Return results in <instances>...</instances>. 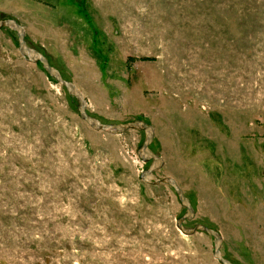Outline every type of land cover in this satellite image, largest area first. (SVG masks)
<instances>
[{
  "label": "rangeland",
  "instance_id": "374dc122",
  "mask_svg": "<svg viewBox=\"0 0 264 264\" xmlns=\"http://www.w3.org/2000/svg\"><path fill=\"white\" fill-rule=\"evenodd\" d=\"M105 123L144 120L237 264H264V0H0ZM144 131L94 130L0 30V264H221L141 175Z\"/></svg>",
  "mask_w": 264,
  "mask_h": 264
},
{
  "label": "water",
  "instance_id": "95a60500",
  "mask_svg": "<svg viewBox=\"0 0 264 264\" xmlns=\"http://www.w3.org/2000/svg\"><path fill=\"white\" fill-rule=\"evenodd\" d=\"M3 28H9L17 34L20 52L29 62L41 63L46 74L54 78L58 84L65 87L69 95L75 97L78 100V110L80 117L85 120L94 130L103 131L112 135L121 134L130 129L145 132L146 139L144 144L139 148L138 155L143 161H151V165L142 173L141 178L145 182L152 185L165 183L173 187L177 192L181 204L186 208V213L184 216L177 220L178 229L186 236H192L198 231L207 233L214 239L213 256L215 259H217L221 264H237L223 255L221 250L223 237L220 232L201 223L196 224L192 228H186L184 226V222L186 220H192L195 217V210L191 204V201L186 196L184 190L180 187L175 178L171 176L158 177L156 174V172L164 166L165 162L161 155L154 153L150 148V145L154 141L155 127L144 120H134L124 123H105L100 119L90 115L88 112V101L85 98L83 92L73 82L65 79L60 70L52 65L44 54L28 44L25 28L14 18L0 19V30Z\"/></svg>",
  "mask_w": 264,
  "mask_h": 264
}]
</instances>
